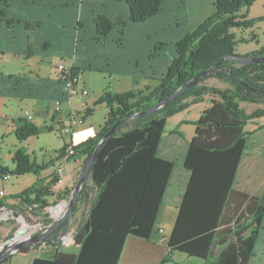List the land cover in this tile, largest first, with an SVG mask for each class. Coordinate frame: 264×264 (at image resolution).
Segmentation results:
<instances>
[{
  "label": "trees",
  "instance_id": "obj_1",
  "mask_svg": "<svg viewBox=\"0 0 264 264\" xmlns=\"http://www.w3.org/2000/svg\"><path fill=\"white\" fill-rule=\"evenodd\" d=\"M112 1L127 4L129 21L134 24L158 14L162 3V0ZM254 2L256 0L214 1V12L176 42V56L156 87L126 93L104 91L92 107L84 108V117L100 106L107 109L102 127L80 146L69 143L58 152V156H64L70 150L69 158H83L81 170L101 138L116 122H121L98 152L73 214L50 235L52 242L42 241L34 245L38 247L43 243L54 247L55 257L52 260L36 258L32 264H118L128 239L135 237L148 242L173 168L171 162L156 156L167 119L203 96H210V106L193 123L194 136L188 142L184 163L189 181L173 228L163 243L170 253L180 252L194 257L201 260L200 264L249 263L264 217V194L261 197L244 195L234 191L232 185L246 146L248 134L245 126L253 118L264 116L262 108L247 114L241 106L246 102L264 105V62L248 65L222 58L239 56L235 47L244 40H236L234 30L251 29L256 22L264 20V17L247 18ZM7 6V0H0V21L5 20ZM94 23L97 39L101 42L117 26L121 35L126 25L121 18L112 21L105 15H95ZM164 45H157L156 51L163 50ZM30 50L28 47V52ZM242 56H264V47ZM215 62L219 64L208 77L158 111L126 120L161 102ZM211 79L221 86L208 85L207 81ZM55 124L56 131L61 132V120ZM53 130V126L36 127L31 121L23 120L14 136L20 142ZM54 161L37 164L24 149L15 151L14 169L0 167V177L10 173L17 177L32 174L36 180L20 193L11 194L12 203L0 201V210H10L31 226L46 229L53 224L49 198L54 196L55 202L69 201L73 193L68 189L56 191L57 177L54 174L46 178L41 176V172ZM79 207L83 209V219L73 233L77 253L63 252V238ZM28 252L29 248L25 246L16 254L27 255ZM8 260L9 257L1 263Z\"/></svg>",
  "mask_w": 264,
  "mask_h": 264
},
{
  "label": "crops",
  "instance_id": "obj_2",
  "mask_svg": "<svg viewBox=\"0 0 264 264\" xmlns=\"http://www.w3.org/2000/svg\"><path fill=\"white\" fill-rule=\"evenodd\" d=\"M194 1L197 5L201 3L200 0ZM213 1L215 0H209L208 11L199 15L200 7H191L189 0H162L158 14L143 23L134 24L129 21V9L124 2L7 0L8 6L4 10L5 20L0 21V140L15 137V130L24 120L22 114L24 110L32 114L31 123L36 127L53 126L56 130L55 123L58 119L61 123L64 122L63 119L69 113L65 110L64 104L71 99L65 96L63 82L57 77L56 66L59 63L79 72L88 95L89 87L84 76L90 70L105 73L110 82V91L113 93L142 91L156 87L160 79L167 74L174 56L172 49L156 52V45L176 42L187 33V30L189 32L196 28L213 13ZM95 15H105L112 21L117 18L123 19L126 25L121 35L120 27L117 26L109 32L105 41H99L95 31ZM5 21L11 23L6 24ZM28 23H31V26L27 27ZM28 47L31 49L29 52ZM111 80L117 85L124 80L126 90L118 89L117 86L113 88ZM207 84L221 86L213 79L207 81ZM56 101L61 102L59 111L54 109ZM209 106L210 96H203L167 119L165 133L158 145L156 156L171 162L173 168L160 202L154 229L148 242L135 237L128 239L118 264L201 263V260L185 254L170 253L162 242V236L165 235L167 238L173 228L175 216L189 181V172L184 163L188 142L194 136L193 123ZM241 106L247 114L258 108L264 110V105L261 103L255 105L246 102ZM104 109L106 113L102 125L107 116V109L105 107ZM102 125L98 126L94 135L99 132ZM245 129L248 134L246 146L235 172L232 189L244 195L261 197L264 194V116L250 120ZM30 138L24 142H28ZM12 148L17 146L14 144ZM24 150L28 152L27 149ZM9 153L13 155L14 150ZM56 158L57 153H54L48 162L56 161L41 172L42 177L46 178L53 174ZM69 160L70 158L67 162L68 165L72 164L73 172L67 170L65 165L62 184H56V191L68 189L73 192L83 158L72 159L73 163ZM43 163L45 162L42 160L41 164ZM3 167L13 170L14 163L7 160L3 163ZM35 180L33 176L25 188ZM48 201L55 202L54 196ZM66 201L68 200L64 199L62 202ZM82 212L83 209L79 207L78 212L74 213L71 227L66 235L74 233L83 219ZM164 212H167L168 220H172L171 225L170 221L160 219L159 216ZM159 229H162L163 233L160 234ZM73 242L68 249H65L66 246L62 243L61 250L76 254L77 250ZM55 255L56 250L52 246H32L29 247L27 255L14 254L9 257L7 263L0 264H32L36 258L52 260ZM247 264H264V217L253 247V255Z\"/></svg>",
  "mask_w": 264,
  "mask_h": 264
},
{
  "label": "rangeland",
  "instance_id": "obj_3",
  "mask_svg": "<svg viewBox=\"0 0 264 264\" xmlns=\"http://www.w3.org/2000/svg\"><path fill=\"white\" fill-rule=\"evenodd\" d=\"M200 1L201 3L197 5L194 0H189V5L191 7L199 6L200 7L199 15H202L203 13L205 14L208 11L209 0H200ZM213 12H214V5H213ZM263 17H264V0H256V2H254L252 6L249 8L247 18H250V20H256ZM196 28L191 29V31L189 32L187 30V33L194 31ZM187 33H185L177 41L181 40ZM234 35L236 37V40L239 39L244 40V43H239L237 47H235L236 54L242 56L247 53L250 54L252 52H255L256 50H259L260 48L264 47V20L256 22L251 29L248 28L243 30H234ZM176 42H164L165 45L163 47V50L168 51L167 49H169V51H171L172 49V53H174L173 57L176 56V51L174 46L176 45ZM84 79L89 87V95L79 99L77 97L72 98L70 102H66L64 104V108L66 111L75 112L79 118L77 120L78 125L74 127L71 135H66V137H63V135H61V132L54 130V132L50 134H43L33 139L30 138L28 142H24V141L19 142L16 140L15 137L2 139L0 140V167L3 168V163L7 162V160L9 162L13 161L14 153L12 155L9 153V151L14 150L15 152L18 149H24V148L27 149L28 151L27 154L30 156V159L32 161H35L37 164H41L43 160L46 164H48L49 163L48 161L54 156V153L55 154L57 153L58 156L59 155L58 152L62 150L67 144L70 143L72 146H80L81 144L85 143L89 137L94 135V132L97 130L98 126L102 125V120H104L105 118L106 110L104 109V106H100L99 108H96L90 116L87 117H84V113L82 110L84 109V107H92V105H94L98 101L100 94H102L104 91H108L110 94H113V92L110 91L111 90L110 82L108 80V76L105 73L101 74L94 70H90L85 74ZM111 82H113L112 84L113 88L117 86L118 89L126 90L124 80L119 85H117L116 82L114 83V81L112 80ZM14 144L15 146H17V148H12ZM69 161L72 162V159L70 158ZM71 165H68L67 162L66 168L70 172L71 171L73 172V169H71ZM8 175H9V179L6 183H3L0 180V192L2 191L5 193L4 197L0 198L1 199L0 201H4V202H10L11 199L9 196L13 194V192H20L26 189L25 187L28 181L33 179L32 174L31 175L27 174L26 176L24 175L22 177H17L11 173ZM2 214H5V216L2 218L0 217V245L4 241L9 240L11 237L14 238L22 226H24L23 230H25V233L20 234L21 237L17 238L16 240L22 239L23 237L27 236V234L33 236L39 233L38 231L39 225H32V226L29 225L27 222L23 220V218L13 214V212H10V210L3 209L0 211V216ZM166 214L167 212H164L159 217L160 219H165L167 221H170V225H171L172 220H168ZM168 228H170V226ZM22 231H20V233ZM15 241L12 242L14 243ZM70 245L71 243L65 244L66 246L65 249H68L69 248L68 246ZM175 253L178 254L180 252H175ZM180 264H186V263H180Z\"/></svg>",
  "mask_w": 264,
  "mask_h": 264
},
{
  "label": "water",
  "instance_id": "obj_4",
  "mask_svg": "<svg viewBox=\"0 0 264 264\" xmlns=\"http://www.w3.org/2000/svg\"><path fill=\"white\" fill-rule=\"evenodd\" d=\"M222 60H230L233 61L234 63H239V64H258L264 62V56L261 57H246V56H225L222 58ZM219 62H215L212 66H210L208 69L205 71L201 72L198 74L196 77H193L190 79L188 82H185L182 84L176 91L170 93L167 97H165L161 102L157 103L156 105H153L149 107L148 109L144 110L143 112H138L134 113L130 117H128L126 120H130L133 118H142L150 113L156 112L162 107H164L169 101H172L174 98H176L180 93L184 92L185 90L187 91L189 88H191L193 85L197 84L199 81H203L206 77L209 76V74L212 73V71L218 66ZM121 121L116 122L112 128L110 129L109 132L105 134L99 141L96 149L90 153V155L87 157L85 166H83V169L81 170L80 176L78 177V180L75 182V186L73 188V193L72 196H70L69 201L67 202L66 209L63 211L60 217L50 226L47 227V229L30 236L27 234V236L23 237L22 239L15 241L17 238L21 237L20 234L25 233V230H23L20 233L21 228L17 232L16 236L13 238L11 237L9 240L4 241L0 245V263L7 259L10 256H13L16 254L22 247H32L40 242H52L50 239V235L54 232V230L57 227H60L65 220H67L75 211L78 198L81 194L82 186L84 181L86 180V177L88 175V172L93 166L98 152L101 150L102 146L105 144V142L114 135L115 129L119 125ZM19 234V236H18Z\"/></svg>",
  "mask_w": 264,
  "mask_h": 264
},
{
  "label": "built area",
  "instance_id": "obj_5",
  "mask_svg": "<svg viewBox=\"0 0 264 264\" xmlns=\"http://www.w3.org/2000/svg\"><path fill=\"white\" fill-rule=\"evenodd\" d=\"M56 70H57V77L63 82L65 96L68 99H72L75 97H77L79 99V98H83V97L88 95L87 88L84 86V84L82 83V81L79 77V74H78L79 72L73 71L74 70L73 68H69V67L65 66L63 63H59L56 66ZM60 104H61L60 101L55 102L54 109L56 111L60 110ZM22 114L24 116V120L32 121L33 116L28 110H24ZM78 119L79 118H78L77 114L73 111H70L66 115V118L63 119L64 122L61 123L62 124V129H61L62 135H65V136L71 135L74 127L78 125L77 124ZM71 154H72V152L69 150L66 155L58 156L57 163L53 167V174L57 177L56 184H62L64 173H65V165L67 163L68 158L71 156ZM8 179H9V175H5L2 177L1 180L3 183H6L8 181ZM0 196L1 197L4 196V193L2 191L0 192ZM66 205H67V202L64 203V202H60V201H56V202L51 203L49 214H50V218L53 220V222H55L58 219V217L61 216L63 211L66 209ZM3 209L6 210V208H3ZM43 230H45L44 227H38L39 232H41ZM158 232L160 234L163 233L162 229H159ZM73 239H74V234L66 235V236H64L62 243L63 244H69V243L73 242ZM166 240H167L166 236L163 235L162 236V242H164ZM42 245L45 246L43 243H42Z\"/></svg>",
  "mask_w": 264,
  "mask_h": 264
},
{
  "label": "bare ground",
  "instance_id": "obj_6",
  "mask_svg": "<svg viewBox=\"0 0 264 264\" xmlns=\"http://www.w3.org/2000/svg\"><path fill=\"white\" fill-rule=\"evenodd\" d=\"M22 229H24V226H22ZM16 241H18V240H16ZM16 241H15V242H16Z\"/></svg>",
  "mask_w": 264,
  "mask_h": 264
}]
</instances>
